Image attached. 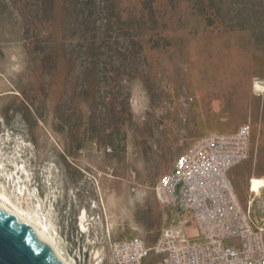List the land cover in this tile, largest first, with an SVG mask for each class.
<instances>
[{"label":"rangeland","instance_id":"obj_1","mask_svg":"<svg viewBox=\"0 0 264 264\" xmlns=\"http://www.w3.org/2000/svg\"><path fill=\"white\" fill-rule=\"evenodd\" d=\"M43 1L0 0V183L67 258L109 264L110 240L155 241V185L207 133L204 98L234 78L257 111L234 177L247 201L243 176L264 178V0H105L94 25L77 3Z\"/></svg>","mask_w":264,"mask_h":264},{"label":"built area","instance_id":"obj_2","mask_svg":"<svg viewBox=\"0 0 264 264\" xmlns=\"http://www.w3.org/2000/svg\"><path fill=\"white\" fill-rule=\"evenodd\" d=\"M252 134L247 122L235 132L196 137L155 185L164 209L160 235L153 243L140 236L110 240L109 264H264L256 193L244 207L229 177L250 158Z\"/></svg>","mask_w":264,"mask_h":264},{"label":"crops","instance_id":"obj_3","mask_svg":"<svg viewBox=\"0 0 264 264\" xmlns=\"http://www.w3.org/2000/svg\"><path fill=\"white\" fill-rule=\"evenodd\" d=\"M236 81H238L237 78H234L232 81H229V85H230L229 87L231 88L230 89L231 93H227L226 95L225 93H222V92L217 93V94L209 92L208 96L204 98L207 102V108H206V114L203 115L202 117H203V124L206 125L205 131L207 133L235 132L240 126L244 125L249 112L252 114L253 112L254 113L257 112L255 110L256 108L255 107L253 108L252 106L253 103L251 104L249 102V98L251 94H248V93L242 94V93L236 92L235 87L238 83ZM214 84L215 86L218 87V86L224 85V82L223 80H220V81L218 80V81H215ZM244 84L245 86L248 85V79L244 81ZM250 84H251V81H249V85ZM258 95H260V93ZM224 104H227V106H224ZM240 114H242V116ZM247 161H245L241 165L239 164L235 168L231 169V171L229 172V177L232 180L234 185H235V182H234L235 172L237 171L239 167L241 168ZM253 177L254 175L251 176L250 172H246V174L243 176V179H248L250 185H252L251 182H252ZM256 180H258V178ZM256 180L254 181V184ZM250 191H252L251 188L249 190V194H250L249 198L247 199L246 202H244L240 197L243 203L242 205L244 207L247 206L250 199L254 196V193H251ZM238 195L240 196L239 193ZM256 204H257V196H256V202L253 204V210L255 212H256Z\"/></svg>","mask_w":264,"mask_h":264},{"label":"water","instance_id":"obj_4","mask_svg":"<svg viewBox=\"0 0 264 264\" xmlns=\"http://www.w3.org/2000/svg\"><path fill=\"white\" fill-rule=\"evenodd\" d=\"M38 233L0 207V264H63Z\"/></svg>","mask_w":264,"mask_h":264},{"label":"bare ground","instance_id":"obj_5","mask_svg":"<svg viewBox=\"0 0 264 264\" xmlns=\"http://www.w3.org/2000/svg\"><path fill=\"white\" fill-rule=\"evenodd\" d=\"M255 88L258 89L260 92L264 93V87L261 86L259 82L255 83ZM1 173L2 172H0V176L4 177V173ZM8 179L10 184V177ZM6 187V185L0 183V207L5 211L11 213L13 217L17 218L18 220L24 222L29 227L34 229L38 233V235L44 241H46V243L55 251L54 253L60 258L63 264H75L73 260H70L65 256V254L63 253V248L60 246L57 238L54 237L49 225L46 222L40 220L38 216L32 217V215L20 211L19 208L13 203L10 193ZM250 188L252 189L253 193H256L257 199L261 198L262 191L264 190V178L256 180L255 184L253 182ZM86 217L87 215L82 218V226L85 230L87 229L85 225L87 222Z\"/></svg>","mask_w":264,"mask_h":264},{"label":"trees","instance_id":"obj_6","mask_svg":"<svg viewBox=\"0 0 264 264\" xmlns=\"http://www.w3.org/2000/svg\"><path fill=\"white\" fill-rule=\"evenodd\" d=\"M69 1H72L74 4L77 3V8L78 7L81 8L83 15H85L84 21L88 25L96 24V22H97L96 18L97 17L103 16V14H102L103 12L105 13V11H107L108 9L113 8L111 5H110L111 6V8H110L108 2L105 0H69ZM99 1H102V3L101 2L97 3ZM43 4L45 5V7H48L49 9H51L54 6V1L53 0H44ZM75 7H76V5H75ZM88 25H86V26H88ZM47 59H48V57H47ZM47 59H45V60L42 59V63L44 64L46 61H48Z\"/></svg>","mask_w":264,"mask_h":264}]
</instances>
